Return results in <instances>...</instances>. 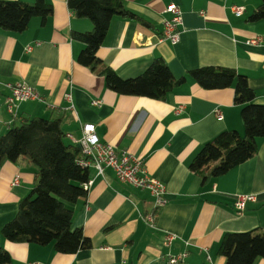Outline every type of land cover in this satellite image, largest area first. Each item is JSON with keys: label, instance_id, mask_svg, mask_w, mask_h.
Returning <instances> with one entry per match:
<instances>
[{"label": "crops", "instance_id": "crops-1", "mask_svg": "<svg viewBox=\"0 0 264 264\" xmlns=\"http://www.w3.org/2000/svg\"><path fill=\"white\" fill-rule=\"evenodd\" d=\"M43 1L52 6L44 21L34 16L20 33L0 29V134L14 122L40 116L60 118L65 134L78 139L81 124L93 123L102 141L132 153L147 174L165 185L166 203L149 225L144 216L154 206L148 190L120 182L109 168L104 175L88 168L92 184L87 197L70 207L72 227L82 230L90 247L67 254L52 244L9 241L1 236V228L34 187L35 170L22 157L5 160L0 165V245L11 264H164L166 253L184 250L189 264H224L217 249L225 233L264 227V136L257 138L252 157L205 185L190 164L220 132L244 135L233 87L204 89L186 76L163 101L118 94L101 75L77 61L84 44L72 39L71 32L90 31L91 20L76 17L66 0ZM260 2L126 0L127 9L149 25L113 17L96 56L123 79L143 73L155 57L164 60L175 78L203 66L232 68L247 78L254 101L264 104V19L248 21ZM169 4L181 13L174 43L159 40L163 22L171 16L163 13ZM236 6L244 8L241 16L234 13ZM254 36L261 42L248 44ZM17 82L32 86L39 99L24 101L10 113L4 105L6 85ZM94 100L101 102L93 105ZM66 141L73 143L67 136ZM239 195L254 196L242 211L236 209ZM166 233L176 235L169 247L163 245ZM254 264H264V258Z\"/></svg>", "mask_w": 264, "mask_h": 264}, {"label": "trees", "instance_id": "trees-1", "mask_svg": "<svg viewBox=\"0 0 264 264\" xmlns=\"http://www.w3.org/2000/svg\"><path fill=\"white\" fill-rule=\"evenodd\" d=\"M126 0H66L69 10L79 18L93 23L90 31L71 32V38L84 47L77 61L104 78L105 85L124 95L146 96L166 100L168 93L189 76L204 89L233 87L234 103L241 105V120L245 133L225 130L206 142L193 158L190 169L209 183L233 167L252 157L257 151V138L264 136V104L254 101L255 92L247 78L235 69L203 66L189 70L180 78L172 76L161 57H155L140 75L123 79L107 65L100 64L96 53L103 44L113 17L137 20L149 25L126 7ZM52 13L51 4L43 0L24 2L0 0V29L20 33L29 21L39 16L44 21ZM264 19V0L249 15L248 21ZM81 148L66 141L60 118L34 116L14 122L0 134V165L19 157L27 160L35 170V185L18 202L13 219L1 228V236L13 242L52 244L61 253L73 254L90 247V240L80 228L72 227L74 211L71 204L85 200L89 169L78 161L83 158ZM218 253L224 264H254L264 258V227L223 235ZM0 264H11L9 253L0 245Z\"/></svg>", "mask_w": 264, "mask_h": 264}, {"label": "built area", "instance_id": "built-area-1", "mask_svg": "<svg viewBox=\"0 0 264 264\" xmlns=\"http://www.w3.org/2000/svg\"><path fill=\"white\" fill-rule=\"evenodd\" d=\"M236 15L241 16L244 8L242 6L233 7ZM163 13L170 14V18L164 20L162 34L159 40L169 39L171 42L178 40L177 25L180 23V10L174 4H169L163 10ZM261 42L259 36H254L247 40L248 44H258ZM31 46H27V50ZM9 93L4 98V105L8 112L15 113L19 104L27 100L39 99L38 92L30 85L24 82L8 83ZM65 99L70 102V94H65ZM100 100L92 101L93 105H99ZM180 109H177V113ZM220 119L222 116L217 113ZM71 138L73 143L81 148L83 158L79 159L78 163L87 168H93L96 174L104 175L105 169H111L116 178L122 182L134 187L146 189L153 197L154 210L147 213L144 218L149 225L154 224V213L159 208L165 205L166 198L165 185L158 179L147 174L143 162L137 159L132 153L127 150H116L114 146L102 141L96 133L93 123L85 122L81 124V136L78 139L72 138L70 134H66ZM92 184V179H88L85 187ZM254 200L253 195H239L236 201V209L242 211L245 208L247 201ZM176 239V235L166 233L163 239V245L169 247ZM188 252L186 250L179 253H166L164 264H189L187 262ZM29 264H39L37 262ZM115 264H127L126 261H121Z\"/></svg>", "mask_w": 264, "mask_h": 264}]
</instances>
